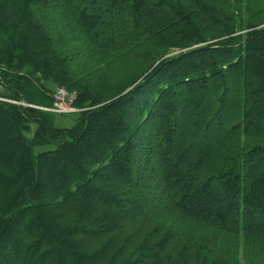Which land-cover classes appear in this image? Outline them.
I'll use <instances>...</instances> for the list:
<instances>
[{
  "label": "trees",
  "instance_id": "trees-1",
  "mask_svg": "<svg viewBox=\"0 0 264 264\" xmlns=\"http://www.w3.org/2000/svg\"><path fill=\"white\" fill-rule=\"evenodd\" d=\"M0 96V264H264V0H0Z\"/></svg>",
  "mask_w": 264,
  "mask_h": 264
},
{
  "label": "built area",
  "instance_id": "built-area-1",
  "mask_svg": "<svg viewBox=\"0 0 264 264\" xmlns=\"http://www.w3.org/2000/svg\"><path fill=\"white\" fill-rule=\"evenodd\" d=\"M53 105L51 108H41L42 110L56 113V114H68L76 112V108L73 107V102L75 99L74 93H69L66 89L62 87H57L53 91ZM1 102L16 103L13 100L4 98L0 96Z\"/></svg>",
  "mask_w": 264,
  "mask_h": 264
},
{
  "label": "rangeland",
  "instance_id": "rangeland-1",
  "mask_svg": "<svg viewBox=\"0 0 264 264\" xmlns=\"http://www.w3.org/2000/svg\"><path fill=\"white\" fill-rule=\"evenodd\" d=\"M46 85L50 88V90L53 93V91L55 90L54 85L53 84H47V83H46ZM69 93H74V92H69ZM74 117H75V115H62V116L54 115V118H55L54 119V125L55 126H59V127H67V126H70L72 124V122H73Z\"/></svg>",
  "mask_w": 264,
  "mask_h": 264
}]
</instances>
